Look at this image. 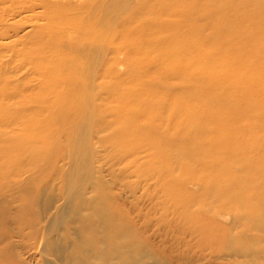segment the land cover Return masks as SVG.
<instances>
[{
  "label": "bare ground",
  "instance_id": "1",
  "mask_svg": "<svg viewBox=\"0 0 264 264\" xmlns=\"http://www.w3.org/2000/svg\"><path fill=\"white\" fill-rule=\"evenodd\" d=\"M122 2L0 0V126L21 118L8 109L18 98L13 77L21 80L17 85L35 76L47 88L69 91L59 97L70 109L88 100L109 75L104 61L96 80L82 76L88 52L110 38L120 43L106 61L126 54L130 73L140 71L151 89L164 91L156 102L134 105L155 111L147 123L158 133L155 120L165 122L158 141L167 149L161 156L158 147L148 148L159 160L139 169L137 186L126 187L117 176L73 202L67 227L57 234L51 224L66 215V176L47 177L37 170L40 157L25 164L23 154L0 147V264H53L47 256L55 264H264V0H151L115 19ZM12 37L25 45V71L10 68L20 56L5 55ZM54 48L69 50L68 57L49 54ZM177 78L180 85L173 84ZM180 86L184 91L174 93ZM127 97L116 94L120 102ZM106 101L102 113L120 126L114 145H131L136 153L149 145L134 128L128 139V117L107 110ZM242 121L251 124L243 128ZM173 176H181L174 191ZM190 186L213 198H203L198 209L182 199L168 203L174 194L185 199Z\"/></svg>",
  "mask_w": 264,
  "mask_h": 264
},
{
  "label": "rangeland",
  "instance_id": "2",
  "mask_svg": "<svg viewBox=\"0 0 264 264\" xmlns=\"http://www.w3.org/2000/svg\"><path fill=\"white\" fill-rule=\"evenodd\" d=\"M149 1L151 0H123L118 11L113 12L117 16L115 19L128 17L133 10L136 11V9L142 8ZM27 29H29L28 26H26ZM22 35L24 33L20 34V37ZM20 37H12L10 41H15V45L9 48V54H5L6 56H20L19 59H15L10 63V68L15 71L26 70L24 63L25 45L22 46L19 43L22 41L19 39ZM18 40L19 42H17ZM119 43L120 41L114 42L107 38L97 43L88 52V60L85 70L81 72L82 76L90 81L96 80L98 65L104 61L108 62L109 75L102 86L95 88L88 100L74 103L72 109L69 107L72 103H62V98L59 97L63 94L66 99L69 91L64 92L62 88H47L40 84L35 76H31L25 85H17L21 80L17 83L16 79L18 77L12 78L16 84L12 91L18 98L15 101L8 102V109L14 113H20L21 118L17 123L7 124V122H4L6 126H0V131H2L0 147L9 155L21 157L23 154L25 164L31 163L36 156L40 157L43 165L37 170H41L47 177L52 174H64L66 176V181L63 184V190L67 196L69 195V203L65 206L64 214L66 215L57 223L51 224L57 234H62L67 227L68 219L65 217L70 215L68 213L73 208L71 204L76 203L86 192L97 189L100 182L111 186L117 176L123 178L122 182L126 187L137 186V177L140 172L153 164L157 158L156 156L153 157L154 155L150 153L148 148L153 150L158 147L157 151L161 156L165 155L167 151L162 143L158 141L160 136H163L162 138L166 136L165 122L161 123L158 119L155 120L154 127L158 126L157 128L160 131L158 133L156 129H153L147 123L152 119L151 116L155 111L145 105H134L135 102L152 99L156 102L161 99L160 96L164 94V91L151 89L147 80L140 75V71L130 73L134 67L129 62L131 57L127 58L126 54L120 53L116 61H109V59L106 61L109 54L118 48ZM49 54L59 58L62 56L68 57L69 50L54 48ZM253 56L257 58L255 54ZM139 57L140 55L137 56V58ZM247 63L245 65L246 69L254 72L248 73V75L253 77L256 72L253 69L254 66L250 62ZM180 83L179 78L175 82L173 81L174 85H180ZM125 86L130 88L127 94L124 90ZM102 91L105 96L98 100L99 93ZM183 91V86L173 89L176 94ZM116 94H125L128 96V101H118ZM104 99L107 100V110L128 117L125 121V126H127L125 132H127L128 139H132L133 136L130 132L134 128L139 134L141 142L144 145L145 143L149 144L144 146L147 149L143 147L136 153L131 145H127L124 150H120L114 145L119 134V131H116V126H120L118 123H113L116 120L114 115L102 113L101 107ZM191 99L195 103L198 96H192ZM199 101L201 102V100ZM0 111L3 112V110ZM156 112L160 114L159 110H156ZM208 112L211 117L217 118L216 111L209 110ZM249 124L251 122L242 121L241 123L243 128ZM150 128L154 130L157 137L150 135ZM224 140L229 141L228 138H224ZM210 159L208 158L209 161ZM157 160L159 159L157 158ZM183 161L181 160V162ZM141 168L143 170L139 171ZM233 173H238V169L235 168ZM159 177H161V173L157 172L155 178ZM175 177L173 176L169 183V188L173 191V188L178 186V180L181 176L178 179V176ZM189 189L190 192L187 197L185 196V199L180 194H174L169 196L168 203H175L182 199L189 207L198 209L203 198L206 196V199L209 200L213 198V194L204 195L203 187L190 186ZM142 209L147 211L148 206L143 204ZM237 225L240 226L241 222H238ZM1 226L2 222L0 221ZM46 258L49 259L50 263L55 264L52 257L47 256Z\"/></svg>",
  "mask_w": 264,
  "mask_h": 264
}]
</instances>
